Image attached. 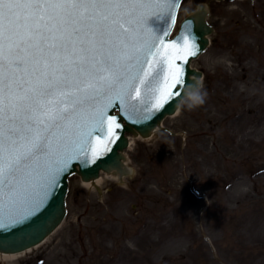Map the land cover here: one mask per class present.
Segmentation results:
<instances>
[{"label": "rangeland", "instance_id": "1", "mask_svg": "<svg viewBox=\"0 0 264 264\" xmlns=\"http://www.w3.org/2000/svg\"><path fill=\"white\" fill-rule=\"evenodd\" d=\"M201 2L205 103L164 121L177 134L133 138L124 184L72 176L61 227L0 264H264V0H183L177 29Z\"/></svg>", "mask_w": 264, "mask_h": 264}, {"label": "snow or ice", "instance_id": "2", "mask_svg": "<svg viewBox=\"0 0 264 264\" xmlns=\"http://www.w3.org/2000/svg\"><path fill=\"white\" fill-rule=\"evenodd\" d=\"M178 4L179 0H0V185L14 190L18 175L38 152L63 165L49 173L50 183L67 167L68 160L56 157L69 150L70 142L54 146L43 133L71 119L46 108L44 97L65 95L66 88L79 91L83 79L84 88L94 90L86 99L98 104L96 98L104 95L106 83L114 95L105 107L97 108L96 127L86 128V121L78 126L86 129L80 136L95 129L106 136L105 109L113 107L114 100L123 103L132 91L139 95L137 84L150 87L157 82L155 91H161L159 85L167 81L170 66L164 37L169 35V13ZM122 22L129 27L123 29ZM180 42L187 47L183 38ZM146 66L156 68V75ZM97 78L99 86L94 82ZM42 117L48 120L43 130ZM79 155L87 152L79 150ZM24 219L27 216L13 223Z\"/></svg>", "mask_w": 264, "mask_h": 264}, {"label": "water", "instance_id": "3", "mask_svg": "<svg viewBox=\"0 0 264 264\" xmlns=\"http://www.w3.org/2000/svg\"><path fill=\"white\" fill-rule=\"evenodd\" d=\"M182 1L179 0L178 6L174 5L173 11L169 13L171 17V23L168 25L169 35L164 37L165 43L169 45L166 54L170 57L167 81L159 85L161 88L159 93L155 91L157 82H153L150 87L137 84L139 95L137 91H132L130 97L125 96L123 103L114 100L113 107L107 106L106 136L101 135L99 129L93 130L91 135L85 132L80 136L79 132L86 129L78 127L83 126L85 121L86 128L96 127L93 117L97 108L105 107L108 99L114 95L108 90L106 83L104 95L96 98L98 104H90L86 99L94 90L85 89L83 79L77 86L81 88L79 91L66 88L65 95L56 94L43 98L46 108L71 119L61 121L63 127L59 129L50 127L43 133L45 140H51L54 146L57 143L70 142L69 150L58 153L56 157L57 160H68V164L63 171L55 174V182L50 183L49 173L63 165L51 163L42 152H38L37 157L30 162V167L18 175L14 190L10 191L7 186L0 185V253L23 252L37 246L53 233L67 214L66 197L71 175L78 173L84 181L95 183L101 171H105L118 176L123 182L125 176L134 175V169L128 165L125 152L130 144L129 134L149 138L158 128L171 130L164 127L162 122L168 115L175 114L186 95L196 90L202 83L203 71L193 68L191 63L206 50L210 43L209 35L214 32L208 21V5L201 3L183 20L179 32L171 38ZM122 24L123 29L129 27L126 23ZM180 38L187 41V47L181 44ZM173 42L176 47L171 46ZM191 52H195V55H191ZM146 68L152 76L156 75V68L147 66ZM147 79L151 80V77ZM177 79L182 83H177ZM94 82L99 86L98 78ZM116 87L119 88L120 85ZM134 87L135 83L131 89ZM42 118L45 120V125H41L43 130L48 120L47 117ZM117 124L120 125L119 128L116 127ZM79 150L86 151L87 155L77 156ZM41 200L42 203L36 208L35 204ZM29 212L32 214L28 215ZM22 216H27V219L18 224L13 223Z\"/></svg>", "mask_w": 264, "mask_h": 264}, {"label": "clouds", "instance_id": "4", "mask_svg": "<svg viewBox=\"0 0 264 264\" xmlns=\"http://www.w3.org/2000/svg\"><path fill=\"white\" fill-rule=\"evenodd\" d=\"M207 98V92L204 89L203 84L201 83L196 90L189 92L184 101L183 104L186 106L189 110L195 109L196 107L202 105L205 103V100Z\"/></svg>", "mask_w": 264, "mask_h": 264}, {"label": "bare ground", "instance_id": "5", "mask_svg": "<svg viewBox=\"0 0 264 264\" xmlns=\"http://www.w3.org/2000/svg\"><path fill=\"white\" fill-rule=\"evenodd\" d=\"M109 177H114L112 175H108ZM101 179L102 177H100L99 179H97L95 181V183L92 181V182H84L85 185L87 186H90V187H94V185L96 183L100 184L101 182ZM16 256H20L19 254H0V260H7V259H10V258H15Z\"/></svg>", "mask_w": 264, "mask_h": 264}, {"label": "flooded vegetation", "instance_id": "6", "mask_svg": "<svg viewBox=\"0 0 264 264\" xmlns=\"http://www.w3.org/2000/svg\"><path fill=\"white\" fill-rule=\"evenodd\" d=\"M260 1V0H259ZM259 8H260V10L259 9H257L258 10V19L257 18H255V22L256 23H258V25H261V26H263V28H264V11L261 9L262 7L261 6H259ZM233 45H235V44H233ZM236 45H238L239 46V44L238 43H236Z\"/></svg>", "mask_w": 264, "mask_h": 264}]
</instances>
